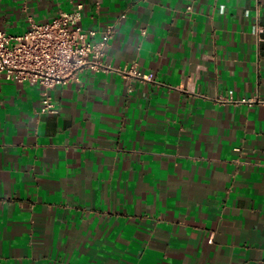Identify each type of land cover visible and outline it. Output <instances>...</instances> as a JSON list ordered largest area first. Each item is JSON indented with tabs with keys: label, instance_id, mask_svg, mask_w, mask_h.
<instances>
[{
	"label": "crops",
	"instance_id": "0c3cea01",
	"mask_svg": "<svg viewBox=\"0 0 264 264\" xmlns=\"http://www.w3.org/2000/svg\"><path fill=\"white\" fill-rule=\"evenodd\" d=\"M78 3L106 69L53 113L0 77V264H264V0H0V27Z\"/></svg>",
	"mask_w": 264,
	"mask_h": 264
},
{
	"label": "built area",
	"instance_id": "2783aa9c",
	"mask_svg": "<svg viewBox=\"0 0 264 264\" xmlns=\"http://www.w3.org/2000/svg\"><path fill=\"white\" fill-rule=\"evenodd\" d=\"M190 8L188 5L187 9ZM82 10L83 4L78 3L73 10L60 11L47 22H32L21 34H11L0 27V77L39 85L42 113L56 112L50 95L55 85L77 80L85 68L106 69L105 47L114 36L115 27L107 26L101 39H95L96 31L82 26ZM120 71L141 80L151 79L150 74L137 70L135 64Z\"/></svg>",
	"mask_w": 264,
	"mask_h": 264
}]
</instances>
